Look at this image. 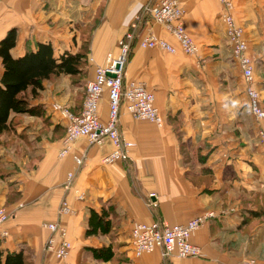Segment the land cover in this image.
I'll list each match as a JSON object with an SVG mask.
<instances>
[{
  "label": "crops",
  "instance_id": "crops-1",
  "mask_svg": "<svg viewBox=\"0 0 264 264\" xmlns=\"http://www.w3.org/2000/svg\"><path fill=\"white\" fill-rule=\"evenodd\" d=\"M162 0H0V42L16 29L18 57L37 44L55 56L84 54L76 75L54 76L32 105L38 116L13 115L0 137V206L9 219L0 226V251L23 253L24 264H246L264 261V120L252 113L239 64L233 57L219 0H178L183 22L199 47L197 56L154 22ZM254 62V87L264 109V0H231ZM132 33L135 41L124 81L143 83L156 98L163 127L132 118L122 104L118 132L134 144L106 165L110 139L81 138L60 156L66 122L52 105L74 114L86 88L109 54ZM149 35L170 42L175 54L142 49ZM0 58V79L3 74ZM103 121L108 95L100 103ZM75 158H82L78 166ZM74 174L71 186L68 175ZM76 190L85 195L79 200ZM67 202L72 214L61 213ZM214 213L193 234L200 258L166 256L162 249L137 257L131 242L136 223L182 225ZM60 224L72 243L63 261L46 252L45 227ZM4 233H7L4 236Z\"/></svg>",
  "mask_w": 264,
  "mask_h": 264
},
{
  "label": "built area",
  "instance_id": "built-area-1",
  "mask_svg": "<svg viewBox=\"0 0 264 264\" xmlns=\"http://www.w3.org/2000/svg\"><path fill=\"white\" fill-rule=\"evenodd\" d=\"M224 8L222 19L226 34L231 46L232 54L239 64L246 85V95L253 115L258 120H264V109L261 105V94L254 87V62L249 55L248 43L245 39L244 28L237 24L233 12L234 4L231 0H219ZM154 22L164 28L179 42L180 51L186 55L197 56L199 47L193 40L183 22V10L178 0H162L151 10ZM135 36L129 33L119 43V53L109 54L107 63L96 68L93 81L86 88L83 108L80 114H74L62 104L52 105L54 111L61 114L66 122V136L63 141V150L60 153L64 157L70 151L75 142L86 138L91 144H102L105 139H110L114 151L102 159L106 165L122 160L126 152L134 147L133 143L120 138L118 122L122 104H125L128 112L135 120L147 121L158 127H163L164 120L156 107L155 95L147 89L143 83L124 81V70L132 50ZM142 49H160L172 54L178 49L170 42L149 35L138 41ZM107 92L108 115L103 121L100 113V103ZM264 140V132L260 133ZM78 166L83 163L82 158H75ZM74 174L68 175V184L71 186ZM79 200H84L85 195L76 190ZM72 208L67 202L61 207V213L72 214ZM214 213L198 216L186 224L169 225L167 223L145 224L136 223L132 229L131 242L137 257L150 254L162 249L166 256L179 259L200 258L202 250L192 243L191 238L197 230L203 226L206 220L213 217ZM8 211L0 206V226L9 219ZM45 227L51 236L47 241L46 252L56 259L66 260L73 248L68 239L67 230L60 224L48 223ZM7 233H4L6 236ZM246 264H264V261L249 259Z\"/></svg>",
  "mask_w": 264,
  "mask_h": 264
},
{
  "label": "trees",
  "instance_id": "trees-1",
  "mask_svg": "<svg viewBox=\"0 0 264 264\" xmlns=\"http://www.w3.org/2000/svg\"><path fill=\"white\" fill-rule=\"evenodd\" d=\"M18 32L10 30L0 42V58L3 74L0 79V137L12 128L13 115L38 116L40 106L32 105L44 89L45 81L54 76L76 75L84 61V54L65 53L55 56L51 44H37L36 50H28L16 57L12 51L17 45ZM0 251V264H24L23 253L5 257Z\"/></svg>",
  "mask_w": 264,
  "mask_h": 264
}]
</instances>
